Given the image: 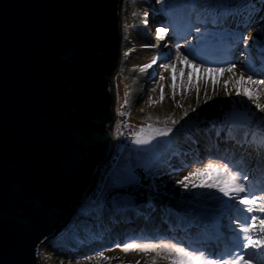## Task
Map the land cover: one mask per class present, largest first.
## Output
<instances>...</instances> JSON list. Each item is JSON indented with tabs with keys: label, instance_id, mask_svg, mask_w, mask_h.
Wrapping results in <instances>:
<instances>
[{
	"label": "rangeland",
	"instance_id": "rangeland-1",
	"mask_svg": "<svg viewBox=\"0 0 264 264\" xmlns=\"http://www.w3.org/2000/svg\"><path fill=\"white\" fill-rule=\"evenodd\" d=\"M203 3L204 0H166L162 5L161 0H121L123 55L121 67L113 76V82L120 109H125V127L129 137L121 138L118 149L111 156L109 172L92 191L90 203H86L88 207L85 211L77 212L74 215L76 218L63 232L62 237L46 246L44 257L48 264H137V262L171 264V253L166 248L144 247L160 245L161 242L180 244L164 237L157 230L151 231L149 237L144 240L138 241L127 237L113 241L109 248L102 251L92 250L95 253L85 254L77 252L79 249L77 247L83 243V239L74 237L90 230L108 212L109 200L118 194L111 193L114 189L112 187L114 177L117 174L127 176L129 172L135 175L138 182L141 177L150 178L149 190L154 204L150 206L161 212L153 213V216L162 224L172 223L187 228L177 230L174 227L175 231L180 233L187 231L190 234L195 230L203 233L200 241L203 247L180 245L190 250H204L206 254L215 253V257L210 258H219L231 247L233 236L238 231V225L235 223L240 217L235 211L238 205L229 201L228 197H224L216 189L192 187L193 183L199 184L200 180L192 174L198 169L205 168L209 163H228L231 167L230 164L235 162L233 170L239 169L249 178L248 181L242 182L250 187H256L254 191L257 196L261 194L260 189L264 187V121L260 117H264V113H260L246 97L237 96L232 81L241 72L245 77L252 74L247 70L250 62L257 72L254 78L264 79V75L259 74L264 72V62L259 56L260 37L257 36V31L264 35V28L261 27L264 18L259 17L258 26L246 33L255 37L250 41L252 47L245 48L242 43L234 42L233 54L226 58L229 55H222V49L225 45L229 47L231 43L219 39L221 37L198 38L194 30L189 31L187 28L186 13L191 14L190 20L193 25L202 27V30L206 28L208 32L219 31L222 28L225 35L227 33L231 38L228 33L231 29L244 30L236 25L234 28L233 26L228 28L230 23L222 26L217 24L214 28L212 23L201 25L197 20V14L205 18L201 10ZM167 5L173 6L171 15L166 11ZM168 25H171L169 32L165 39L159 42V46H147L157 44L156 34L159 27ZM175 29L178 30L177 33ZM179 30L183 32L179 34ZM177 43L184 55L202 67L194 68L193 65L178 61ZM243 47L245 52L242 51ZM239 52L244 53L241 58L238 56ZM153 58H157L156 63L151 68L141 71ZM229 63L236 64L235 74L226 70ZM203 68H218L225 71L204 73ZM225 81L229 83L225 84ZM260 102L264 103V96ZM233 110H242L252 119L250 126L247 127L250 130L236 129L232 126L230 129L228 124L222 123L225 116ZM148 125L161 132L168 128H172L173 131L168 135L153 133L154 138L149 143L136 144V133L144 128V135H147ZM247 132L255 144L250 154L246 153L248 147L245 150L240 149V140L248 135ZM232 155L234 157L230 159ZM185 177H188V180H185ZM178 181H184L189 187L185 189L182 184L177 183ZM145 212L140 205L129 214L120 215L127 217L131 224L135 225L137 217ZM115 215L119 217L118 214ZM168 231L171 233V230ZM67 242L69 256L56 254L55 247ZM131 244L141 247L125 251L124 246Z\"/></svg>",
	"mask_w": 264,
	"mask_h": 264
},
{
	"label": "water",
	"instance_id": "water-1",
	"mask_svg": "<svg viewBox=\"0 0 264 264\" xmlns=\"http://www.w3.org/2000/svg\"><path fill=\"white\" fill-rule=\"evenodd\" d=\"M121 0H0V264H39L113 150ZM242 110L222 123L250 126ZM129 214V194L109 200ZM74 216V215H73Z\"/></svg>",
	"mask_w": 264,
	"mask_h": 264
},
{
	"label": "snow or ice",
	"instance_id": "snow-or-ice-1",
	"mask_svg": "<svg viewBox=\"0 0 264 264\" xmlns=\"http://www.w3.org/2000/svg\"><path fill=\"white\" fill-rule=\"evenodd\" d=\"M165 2L166 0H161L162 5ZM241 9H243L246 16V19L243 20L244 31L233 30L230 32V36L235 43H242L245 48L250 49L252 47L250 41L254 40L255 37L246 33L249 32V29L255 28L257 17L264 18V0H204L201 10L205 14V18H201L198 13L197 20L201 25H204L209 22L207 18L210 17V22L213 25H217L221 21H227L228 18L235 17ZM166 11L171 15L173 6L167 5ZM145 15L147 16V13ZM190 16V13H186L187 28L189 31L194 30L198 38L203 36L206 39H212L223 35L224 30L222 28L219 31L208 32L206 28L202 30V27L193 25ZM169 27L171 25L159 27L156 34L157 44L147 46L158 47L159 42L164 40L169 32ZM261 27L264 28V23L261 24ZM257 36L260 37V43L258 44L259 56L261 61L264 62V35L257 31ZM180 47L179 43H177L176 57L178 61L193 65L194 68L202 67V65L194 64L193 60L184 55L180 51ZM243 54L242 52L241 55ZM156 59L153 58L151 63L144 65L141 71L151 68L156 63ZM235 68V63H229L226 70L235 74ZM247 70L252 72V74L245 77L244 73L241 72L232 81L236 95L246 97L260 113H264V103L260 102L261 97L264 96V79L254 78L257 72L254 70L252 62L248 64ZM223 71L225 69L203 68L204 73ZM259 74L264 75V72ZM173 81H175L174 69ZM227 83L229 81H225V84ZM173 88H175V83H173ZM161 99H163V90H161ZM260 119L264 121V117H260ZM148 129L147 135H144V128H141V131L136 133V144L149 143L154 138L153 133L168 135L173 131L172 128H168L166 131L161 132L159 129H153L151 125H148ZM192 175L200 178L199 184L193 183L192 187L216 189L224 197H228L229 201L238 205L235 207V211L240 214V217L235 221L236 225H238V231L233 236L231 247L227 248L219 258H210V256L215 257V253L206 254L204 250H190L180 244H164L161 242L160 245H146L144 247L146 249L166 248L171 253V264H264V187L260 189L261 194L257 196L254 186L250 187L242 182L248 181V176L242 174L239 169L233 170L228 163H209L205 168L198 169ZM185 180H188V177H185ZM134 182L138 181L131 172L127 176L117 174L113 179L112 187H126ZM177 183L182 184L185 189L189 187L184 181H178ZM245 213L252 215H244ZM137 247L141 246L137 244L125 245L124 250L128 251L130 248Z\"/></svg>",
	"mask_w": 264,
	"mask_h": 264
},
{
	"label": "trees",
	"instance_id": "trees-1",
	"mask_svg": "<svg viewBox=\"0 0 264 264\" xmlns=\"http://www.w3.org/2000/svg\"><path fill=\"white\" fill-rule=\"evenodd\" d=\"M245 18H246L245 13L243 9H241L240 12L235 17H230L227 19V21H221L218 25L222 26L225 23H230L231 25L229 24L228 28L230 26H233L232 28H234V26L236 25L240 29L244 30L243 20ZM207 19L209 21L208 23H211L210 22L211 18L208 17ZM256 20L257 22L255 24V28L256 26H258V23H260L259 17H257ZM207 26L210 25L207 24ZM212 26L213 28L215 27V25L213 24ZM216 28L219 27L216 26ZM233 30L235 29H231L230 31H228V33L230 34V32ZM174 31L175 33L178 32L177 29H175ZM235 31H239V30H235ZM182 32L183 30H179V34ZM218 38L223 41L227 40L231 43L229 44V47L228 45H225V48L222 49L223 50L222 55H229L228 57H226L229 58L230 55L233 54L232 49H234L235 46L233 47L232 45L233 44L235 45L234 41L231 40L232 38L227 36V33L226 35L224 33L223 35L217 36L214 39H218ZM242 51H244V47ZM241 53L242 52L238 53V56L240 58L242 57ZM118 105L120 108L119 100H118ZM229 127L230 129H232L231 126ZM248 130L250 129L247 128L246 131ZM250 138L251 136L248 134L245 135L244 138L240 140V149L245 150V148L248 147V151H246L247 154H250L252 152L251 148H253V146L255 148L254 141ZM233 157L234 156L232 155L230 159H232ZM240 161L242 160L240 159ZM234 164L235 162L230 164L231 167H234ZM150 184H151L150 178L141 177L138 183L129 184L127 185V187H117L112 189L111 193L113 195L116 192H118V194H129L138 206L141 205L144 208V210L146 211L145 214L143 213V215L141 216L139 215L137 217L138 221L135 223V225H132L131 221L127 217L120 215L118 213H113L111 207H109L108 212L98 222H96V224L90 230H88L87 232L79 233L74 237L76 239H80V238L83 239V243L77 247V249L79 248L77 252H81L85 254L86 252L95 253L92 252V250L102 251L103 249L109 248V246L112 244L113 241H117L119 239L127 238V237L135 238L138 241L144 240L149 237V233L153 230H157V232L160 234L162 233L161 235H163L164 237H168L169 239L179 242L180 244H183L185 246H193L196 248L203 247V245L200 242L201 238L203 237V233L201 231L195 230L190 234L187 231H183V233H180L175 231L174 227H176L177 230L179 229L187 230V228L182 227V225L179 226L178 224H172V223L162 224V222L159 221L157 217L153 216V213L159 214L161 212L156 208H152L150 206V204L154 205L152 202V193L149 190ZM88 204H86L83 207L81 212L85 211V209L88 207ZM115 214H118L119 217H116ZM148 214H150V216ZM172 229H173V233H172ZM168 230H171V233ZM55 249L57 250L56 254L60 253L64 256H69L68 254L70 253V250H69L68 242L65 243L64 245L55 247Z\"/></svg>",
	"mask_w": 264,
	"mask_h": 264
},
{
	"label": "built area",
	"instance_id": "built-area-1",
	"mask_svg": "<svg viewBox=\"0 0 264 264\" xmlns=\"http://www.w3.org/2000/svg\"><path fill=\"white\" fill-rule=\"evenodd\" d=\"M115 97H116V90H115ZM115 110L117 113V118L114 122V125L112 127V135H113V141H114V147L110 154V156L107 158V160L104 162V164L99 168L97 177H96V184L92 191H94L95 188L98 187V184L107 176L109 172V168L111 167V156L114 152H116L118 144L121 140V138L129 137L128 136V130L125 128V109L121 110L118 105L117 97H116V103H115ZM130 134V132H129ZM92 195V192H91ZM76 217V216H75ZM75 217H72L69 222H67L66 225H64L60 230H58L53 237L45 241L42 245L39 246L37 258L39 264H48L44 257V251L46 249V246L49 245L51 242H54L58 238H60L63 235V232H65L66 228L69 227V225L72 224Z\"/></svg>",
	"mask_w": 264,
	"mask_h": 264
},
{
	"label": "bare ground",
	"instance_id": "bare-ground-1",
	"mask_svg": "<svg viewBox=\"0 0 264 264\" xmlns=\"http://www.w3.org/2000/svg\"><path fill=\"white\" fill-rule=\"evenodd\" d=\"M166 45V44H165ZM123 53V43H121V46H120V61H119V67H121V64H122V54ZM119 69V68H118ZM263 71V70H262ZM114 146V145H113ZM84 204H85V202L83 203V204H81V205H79V207L78 208H83L84 207ZM79 211V209L77 210V211H75L74 212V214L73 215H75L77 212ZM72 215V217H74ZM76 218V217H75Z\"/></svg>",
	"mask_w": 264,
	"mask_h": 264
},
{
	"label": "clouds",
	"instance_id": "clouds-1",
	"mask_svg": "<svg viewBox=\"0 0 264 264\" xmlns=\"http://www.w3.org/2000/svg\"><path fill=\"white\" fill-rule=\"evenodd\" d=\"M116 97H117V94H116ZM117 101H118V99H117ZM118 145H119V144H118ZM117 149H118V147H117ZM91 197H92V195H90V198L85 202V204L90 202ZM85 204H84V206H85ZM82 209H83V208L81 207V208L79 209V211H81ZM79 211H78V212H79ZM61 237H62V236H61ZM58 239H59V238H58ZM58 239H57V240H58ZM55 241H56V240H55Z\"/></svg>",
	"mask_w": 264,
	"mask_h": 264
}]
</instances>
